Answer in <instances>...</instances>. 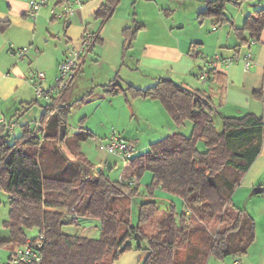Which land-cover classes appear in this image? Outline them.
I'll return each mask as SVG.
<instances>
[{"label":"trees","instance_id":"trees-1","mask_svg":"<svg viewBox=\"0 0 264 264\" xmlns=\"http://www.w3.org/2000/svg\"><path fill=\"white\" fill-rule=\"evenodd\" d=\"M228 1L238 2L206 0L200 14L222 22ZM119 2L106 0L95 18L106 22ZM5 25L0 22L1 28ZM263 28L264 8L250 13L236 31L241 37L247 30L258 41ZM138 30L140 26L126 28L125 38L134 40ZM241 38L243 43L249 41ZM98 42L95 35L93 47ZM105 92L158 98L178 125L191 122L192 131L174 132L128 159L138 181L132 186V177L114 180L104 171H96L80 144L91 133L78 131L60 140V127L67 125L73 106L65 94L53 106H44L41 125L34 129L29 123L23 125L12 141L10 123L0 122V184L11 199L5 223L11 236L0 239V246L14 249L26 243V229L38 227L45 235L42 261L17 264H114L133 248L132 239L146 242L136 246L146 251L143 264H207L210 256L224 260L247 253L256 239V221L234 204L232 195L262 152L264 119L253 113L222 115L210 95L168 77L144 89H124L113 82L106 85ZM217 116L222 119V130L217 128ZM200 141L205 143V151L198 149ZM63 143L72 157L62 151ZM146 170L152 171L153 181L147 187L149 199L139 205L134 224L132 203L140 194L139 180ZM156 186L181 196L186 210L178 212L174 205L161 209L153 196ZM89 219L100 220L99 238L63 231L65 224Z\"/></svg>","mask_w":264,"mask_h":264},{"label":"crops","instance_id":"crops-1","mask_svg":"<svg viewBox=\"0 0 264 264\" xmlns=\"http://www.w3.org/2000/svg\"><path fill=\"white\" fill-rule=\"evenodd\" d=\"M237 1L235 3L238 5V11L229 15L225 10V19L222 22L216 18L211 19V27L199 28L202 34L200 38L195 36L188 41L178 38L171 42L165 41L162 33L165 35L173 33V30L169 31L165 27L163 31L156 32V39L146 40L140 45V34L150 30L147 25L141 31L138 30L132 41L124 36L126 28L140 26L139 4L134 6L137 11L135 17L132 14L131 0H120L113 16L106 22H103L102 18H95L96 11L106 0H48L47 5L37 15L31 14L30 0H0V22L6 23L4 27H0V122H7V116L14 111V118L10 119L14 122L13 137L19 136L23 125L27 123L33 128L29 121L20 122L18 117L22 114L20 107L30 110L41 102L44 103L43 107L49 102L37 100L30 74L37 70L44 71L45 86H51L59 73V63L80 43L86 31L94 33L100 42L84 58L73 83L63 94L68 102L73 103L72 110L74 106L84 108V104L78 102L94 104V108L78 110V113L84 114L86 122L79 129L72 131V135L83 131L91 133L87 139L92 138L96 141L98 137L99 141L103 139L99 136L100 133L106 136L109 131H118L126 137L135 129V124H139L138 127L141 126L143 131L147 129L151 132L150 136L143 138L147 141L145 146L147 151L152 143L174 132L190 134L192 125L189 123L178 125L158 98L149 96L130 98L123 92L117 94L105 92L106 85L113 82L124 89L129 86L144 89L154 85L161 77L171 78L177 83L210 95L216 111L222 115L239 116L253 113L264 119V28L260 39L254 43L247 30L242 32L243 37L249 40L244 43L242 35L240 37L236 31V28L244 25L250 13L264 8V0ZM246 2L248 7L243 11ZM64 4L71 5L74 14L67 19H52L50 8ZM201 8L203 11L202 6ZM24 46L29 47L24 57L12 53V47ZM199 52L206 55L218 53L233 57L235 61L230 66L218 68L209 81L203 83L198 77L201 68L199 62L202 64ZM249 53L252 54L254 63L246 69L243 59ZM124 70L125 76L122 74ZM130 72L136 76H130L128 74ZM139 74H143L146 82L140 80ZM126 76L131 78H125ZM75 90H80V94H75ZM89 92L91 94L86 96ZM61 96L52 101L51 105L56 104ZM105 104H109L110 107L117 106L121 112L108 113ZM123 111L126 113L123 114ZM96 114H99V119L93 122L92 117ZM42 117L43 114L40 122L35 125L36 128L41 125ZM68 123L67 132L72 136L69 134ZM137 143L141 144V140ZM108 155L104 163L108 167L110 162L109 169H113L117 161L110 160ZM100 163L96 161L94 164L97 167ZM127 164L122 175L135 177L134 171ZM103 170L101 166V171ZM256 186L264 188V143L261 154L232 195L237 207L240 206L235 202L236 193L242 191V197H246L240 208L247 210L255 219L256 239L247 253L231 255L219 261L210 259L207 264H264V190L258 193L260 194L258 196L249 195L247 198L248 193ZM8 219L9 217L4 223ZM10 236V229L7 226L0 230V239L7 240ZM121 258L114 264H139V257Z\"/></svg>","mask_w":264,"mask_h":264},{"label":"rangeland","instance_id":"rangeland-1","mask_svg":"<svg viewBox=\"0 0 264 264\" xmlns=\"http://www.w3.org/2000/svg\"><path fill=\"white\" fill-rule=\"evenodd\" d=\"M206 0H135L132 2L131 0V6L133 8V16L136 17L135 13L137 11L135 10V5L139 4V16H140V31L144 29V26H148L150 29L149 32H143L140 34V45L143 44L146 40H153L156 39V32H161L164 30L165 27L169 31L173 30V33L171 35L163 34V39L165 41H172L175 38H178L179 40L188 41L191 38L197 36V38H200L202 36L201 32H199V28L201 27H211L212 20L215 19L213 15H201L200 12L202 11L201 6L205 10L204 2ZM248 7V2L245 3V6L243 8V11H245ZM201 8V9H198ZM238 5L233 1H228L226 3V10L229 15L235 14L238 11ZM138 21V20H137ZM63 22V21H62ZM171 29V30H170ZM175 42V41H174ZM202 66L201 62H199ZM124 71H122V74L124 75ZM130 76H136L135 73L130 72L128 73ZM138 75V74H137ZM125 76V75H124ZM130 76H126L125 78H131ZM140 80H143L146 82V78L143 76V74H139ZM55 78L52 81L51 84H54ZM201 84V81L198 80ZM77 83V82H76ZM75 83V86H76ZM45 84V83H44ZM80 91V90H79ZM78 90H75V94L79 93ZM80 94V93H79ZM79 96V95H77ZM84 96V95H83ZM132 97V95H131ZM132 98H138V97H132ZM78 102V101H77ZM79 104H84V108H81L80 106H74L73 110H71V114L68 120L69 124V134L72 135V131L79 129L80 126H82L86 121L83 118V113H78V110L84 111L87 110L86 107L89 109L94 108V104H86L78 102ZM41 104V105H40ZM40 104L36 105L35 107L31 108L30 110L22 109V114L18 117L20 118V122L29 121L33 128L36 127L35 125L40 122L41 116L44 112V103L41 102ZM104 107L108 110V113L111 114H119L121 109L119 107H110L109 104H105ZM130 113H131V108ZM126 113V111H123V114ZM15 112L9 113L7 116V122L13 123L10 119L14 118ZM3 116V115H1ZM99 119V114L92 117L93 122L97 121ZM191 125V122H187ZM222 119L221 117H217L216 119V125L219 130H222ZM189 124H187V127H189ZM139 124H135V129L132 131V133H128L126 138L128 141H131L135 145V152L133 156H137L140 153L146 151V139L148 136L151 135L150 130L145 129L143 131L142 127H138ZM20 129V128H19ZM112 131H109L108 135L111 134ZM119 133L118 131H116ZM66 134H68L66 130ZM120 134V133H119ZM14 134H11L10 140H13ZM123 135V133L121 134ZM102 138H105L106 136L103 133H100ZM144 138V139H143ZM93 140L92 138L87 139L86 141H82L81 146L84 150V152L87 154V156L93 161V163L101 162L98 166L103 167V171L108 174L112 179L119 180L123 175V170L125 168V165L127 164L128 160L123 159L121 157L109 154V159L113 161H117L116 165L113 169H109L105 163L104 160L107 156V153L99 150L98 144L99 140ZM141 144L137 143L140 142ZM198 149L200 151H205L206 146L205 143L200 141L198 143ZM62 151L68 156L72 157L71 152L69 151L66 143L62 144ZM132 156V158H133ZM153 174L151 170L144 171L143 175L141 176V179L139 180V190L140 194L136 195L133 203H132V223L137 224L138 221V213H139V205L149 199L148 195V185L152 183L153 181ZM252 191V190H251ZM250 191V193H251ZM250 193H248L247 198H249ZM243 192L240 191L236 193L235 200L236 204L240 207L244 204V199L246 197H242ZM260 194L254 195L258 196ZM154 199L157 200L158 205L161 209H167L170 205H174L176 211L183 212L185 210V202L183 198L176 194H171L164 189H162L160 186H156L154 188ZM241 196V197H240ZM239 198V199H238ZM0 230H4L6 228L5 226V219L9 217L10 214V194L6 192V190L1 186L0 184ZM63 231L67 234L71 235H84L89 236L92 238H99L101 236V222L100 220H81L78 223H72V224H65L63 225ZM26 232L29 237H37L40 233L38 227H31L26 229ZM172 235V234H169ZM131 244L133 245V248L128 249L124 253H122L119 258L115 261L120 260L121 257H139V264H143V261L146 257V251L145 250H139L136 248V246L140 243L143 246L146 245L145 241L142 240H135L132 239ZM10 248L6 246H0V264H8L9 263V255H10ZM231 257V256H228ZM123 259V258H121ZM211 259V261H214L216 258L213 256H210L208 258V261ZM218 260V259H216ZM225 260V259H224ZM207 261V262H208ZM219 261V260H218ZM114 262V263H115ZM222 263V262H221ZM212 264V263H211Z\"/></svg>","mask_w":264,"mask_h":264},{"label":"built area","instance_id":"built-area-1","mask_svg":"<svg viewBox=\"0 0 264 264\" xmlns=\"http://www.w3.org/2000/svg\"><path fill=\"white\" fill-rule=\"evenodd\" d=\"M30 11L32 15H37L43 7L48 3V0H30ZM74 9L69 4L61 6H53L50 8V16L52 19H67L74 14ZM216 29V27H214ZM95 34L86 31L80 43L72 48L68 55L59 63V73L55 78V83L47 87L44 84L46 74L44 71H34L30 74V81L34 85L35 95L37 100H44L52 104L54 99L61 96L69 88L72 80L74 79L78 69L80 68L84 58L93 48ZM256 40L253 41V43ZM29 51V47H12V53L18 57H24ZM198 56L202 60V66L199 69L198 77L203 83H207L212 77L213 73L220 67H227L234 63L233 57H226L221 54L215 53L213 55H206L199 52ZM245 68L248 69L253 63L254 58L251 53L247 54L244 59ZM4 122V121H3ZM9 132L12 134L14 125L8 124ZM99 150L119 156L123 159L132 158L135 152V145L133 142L128 141L121 134L116 131L111 132L110 135L101 139L98 144ZM126 178L122 176L120 180L125 181ZM132 186H136L138 181L135 177L129 179ZM45 242V235L39 233L37 237H28L26 243L17 246L11 250L10 262L17 264L25 263H40L43 259V246Z\"/></svg>","mask_w":264,"mask_h":264},{"label":"water","instance_id":"water-1","mask_svg":"<svg viewBox=\"0 0 264 264\" xmlns=\"http://www.w3.org/2000/svg\"><path fill=\"white\" fill-rule=\"evenodd\" d=\"M66 130H67V125L66 124H62L61 127H60V140H63L65 135H66ZM110 162L108 164V168L110 167ZM96 171L99 173L101 171V167L100 166H97L96 167ZM264 190L263 187H260V186H256L252 189L250 195H256L260 192H262ZM142 238V237H140Z\"/></svg>","mask_w":264,"mask_h":264}]
</instances>
